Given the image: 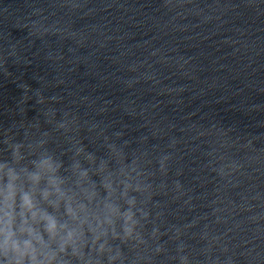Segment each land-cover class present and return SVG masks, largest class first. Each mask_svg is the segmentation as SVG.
I'll return each mask as SVG.
<instances>
[{
    "label": "clouds",
    "instance_id": "clouds-1",
    "mask_svg": "<svg viewBox=\"0 0 264 264\" xmlns=\"http://www.w3.org/2000/svg\"><path fill=\"white\" fill-rule=\"evenodd\" d=\"M44 115L53 123L56 111ZM16 126L0 132V264H153L166 254L159 213L154 218L149 208L156 188L143 166L146 153L129 160L127 142L101 132L107 153L98 156L77 138L76 118L65 115L54 123L70 145L65 164L50 149L47 130L33 138L26 128L17 139ZM168 159L159 161L161 172ZM177 251L184 249L178 245ZM179 264H189L188 257L180 255Z\"/></svg>",
    "mask_w": 264,
    "mask_h": 264
}]
</instances>
